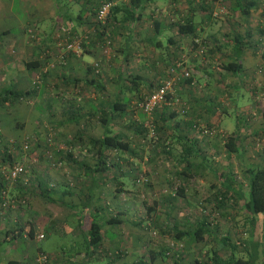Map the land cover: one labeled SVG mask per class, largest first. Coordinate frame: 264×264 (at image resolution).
<instances>
[{"label": "rangeland", "instance_id": "1", "mask_svg": "<svg viewBox=\"0 0 264 264\" xmlns=\"http://www.w3.org/2000/svg\"><path fill=\"white\" fill-rule=\"evenodd\" d=\"M59 1L65 5V1ZM118 1L119 3H117ZM174 1L152 0L149 3L150 6H153L154 15L158 18H163L165 23L170 24L161 33L164 40L166 36L173 35V31L176 29L174 22H176L178 16L174 9L178 5V1H175V4ZM17 2L15 0L16 5H18ZM125 2H129V0H116L113 6L122 5ZM218 4V7L225 6L221 3ZM218 7L212 9V15L214 11L218 10ZM79 8L83 12L80 2H72L68 4L67 14L72 16ZM121 13H124L123 9L121 12H117L120 18L124 15ZM154 15L151 19L146 18V22L141 25V33L148 39L152 38L154 32L153 29H150L152 28L150 23ZM225 16L224 14L214 16L215 26H219L220 22L226 18ZM112 18V12H110L105 24H103L105 25L104 35L95 40L94 61L92 65L94 67V63L98 62L96 66L98 69L96 70L95 67L94 69L98 73L102 72L99 77L101 84L103 87L108 88H105L106 90L103 92L104 95L100 102L102 106L111 103L116 97H127L129 100L125 113L123 115L116 114L110 120L108 126L112 132L121 134L123 138L129 139L131 150L140 156L137 158V163H135L139 168L136 174L140 173L142 176L137 180L139 176L133 175L134 182L130 183V175L128 173L123 175L127 186H129L127 190H125L124 186H120L118 181L116 182L117 178H108L110 176L109 173H112L116 169L119 170L120 167L124 169L125 159L123 156L126 152L108 148L106 152L108 154L107 162L110 164L109 169L103 174L105 178L102 179L101 183L94 187V189L96 188L95 190L93 189L94 194L89 195V197L86 189L88 188L87 182L89 183L90 173L89 171L84 173V168L79 162L92 164L97 158V146H91L88 139L91 136L99 137L103 134L104 124L100 120V113L98 112L95 115L90 114L88 115L89 118L86 116V118L81 117L79 121L69 120L68 117L71 110L74 109L72 105L77 106L82 104V96L80 94L76 95V93L64 95L63 106H59L52 111L44 106L45 95L43 93L37 95L38 100L34 95L35 92L25 98L22 97L16 100L13 104L17 109H11L6 115L4 114L6 120L5 122L2 120L3 125L11 133L15 130V134L6 136L0 127V150L10 152L13 158L24 164L26 171L23 175L16 179H10L6 183L9 193L8 197L14 200L15 205H9L3 209L0 208V216L4 217L2 220L5 221V227H8L12 220V225L23 224L26 220L32 221L35 236L30 237L28 234L23 233L21 237L12 239L11 241L5 240L2 237L0 240V264H5V260L10 256H19L18 252L23 248H25V251L20 253L19 258L26 264H35L36 254L41 250L49 255V264H63V258L69 257L70 254L63 251L61 246L65 245L67 248L72 241L78 242L77 240H80L82 243V238L79 235H81L82 228L84 227H79L76 217L78 215L82 216L86 211H82L86 201L92 204V211L95 205L103 204L104 210L102 213H112L113 207L109 208V206L115 202H117L116 206L119 204L124 205L125 202L132 203V208L125 215L127 217L126 223L123 225L117 223L119 227L118 225H113L115 229L119 230V241L117 244L109 246L116 249H104L106 247L105 241L100 245L102 247L101 254L99 255L101 260L112 257L117 259L120 264H129L130 262L137 264L141 259L147 262V264H174L175 262L171 254L180 253L181 264L193 263L195 259L200 260L202 264H212L208 262L209 252H207V249L211 245H215L212 241L213 239H206L208 243L206 240V242L195 241L196 243H191L192 241L187 239L184 242L187 246L185 244V247L182 246V249H179L176 248L173 233L163 231L160 228L166 225L164 229L167 230L173 224L174 215L191 213L192 210L194 211L193 218L198 216L203 217L206 214L205 216L210 221L211 227L215 224L218 225L217 230L213 229L216 230L218 235L228 231L230 237L241 246L239 240L243 235H246L249 225L244 224L243 214L239 213L240 215L233 216V213L236 211L234 208L230 206L225 208L223 206H215V192L221 186L226 175L231 174V176L241 183L246 195H248L243 169L247 164L263 163L261 151L264 148V132L260 131L261 134L253 133L252 126L257 122L258 117L262 118L261 113L264 111V92L260 90V81H264V44L260 45L259 52L261 53L255 51L258 54V61L255 59V55L248 58V62L251 65V69H254V72H252L249 78H245L243 87H239L238 89L228 87L223 92L219 91L216 88V86L220 85H216V78L218 77L215 72L205 75L204 71H200L202 74L197 76L198 82L193 73L190 72L192 84H190V81L180 78L175 86L178 88L182 83L189 84L191 86H188V89L197 95H203L207 93V88H212V91L214 90V94L216 95L207 102L213 108L216 105L219 111L212 113L210 115L211 120L209 121L203 118L204 111H199L201 115L198 118L195 117L198 122L205 123V127L211 130L210 132H202L200 128L189 127L183 122L178 124L177 129L175 128V122L181 120L178 118V115L169 116V111L166 110L165 113L167 115L163 118L157 112L150 115L140 108V102L151 89L150 87H146L147 78L152 77L150 73L157 66L159 67L160 62L155 64L154 61L152 64L153 69L151 67L147 71L142 69L143 74L147 76L146 81H140L138 77L134 76L133 79H130L128 76V73L133 71V69H129L128 71V66L131 67L132 64L129 60L132 57V52L134 53V60L138 58V52H140L141 55L145 56L144 60L150 63L157 55L161 54L163 56L165 54V46L158 45L155 47L149 40H144L142 45L139 42L135 44L130 43L128 37H125L123 34L125 31L123 27L125 25L122 23L123 20H116V22H121V25L117 26ZM85 33L88 34V32ZM195 36L206 39L204 33H197ZM106 38L110 39V43L108 48L106 47L105 49L103 42ZM82 46H84L83 43H81L80 48ZM228 49V46H224L223 49L221 48V51L227 52ZM251 50L254 51L252 47ZM183 53V51L176 52V55L181 56ZM208 56V48L203 53L197 51L196 60L200 67L208 65ZM224 60L221 58L218 60L217 65L220 67L218 71L221 70L222 61ZM171 67L172 65L167 70L169 71ZM41 69L36 70L32 76L34 77L37 71L41 72ZM186 69L191 71L189 67H186ZM251 69L249 72H251ZM45 72H41L42 78L39 84L44 82ZM194 73L197 72L195 71ZM223 78L220 79L224 80ZM130 80H134L135 84L132 91L127 87ZM151 80L156 81L154 78ZM205 80L210 84L206 85ZM66 85H69L68 82ZM84 86L92 87L88 83H84ZM230 89L231 94L228 96ZM227 90L228 93H226ZM35 91L37 92V90ZM93 92H95L93 88H89V94H86L85 98L90 97L93 99ZM78 96L80 99L77 98ZM97 96L99 95L97 94ZM184 96H187V93ZM181 99L183 100L182 97ZM231 101L233 102L232 105H230ZM247 104L249 105L247 106ZM90 106V101L82 105L80 109L81 113L84 115L86 113H93V109ZM223 107L227 108V111ZM189 112L190 110L176 113L186 117ZM238 117L241 121L239 126L237 125ZM244 119L248 120L249 125H245ZM64 121H67V123L64 124ZM17 123H20L19 127H15ZM238 129L241 134L246 133L242 143L245 151L240 155L234 153L228 154L223 145L224 136L226 132L238 131ZM32 130L38 133L36 132V135L32 134ZM77 131L83 132L81 139L70 140V135L73 136ZM249 133L251 134L249 135ZM178 135L185 138L193 135L197 137L196 144L200 146V150L191 159L201 165L195 167V174L192 173L193 170L184 173L186 161L180 157L182 155L180 147L184 142L182 140H173ZM250 137L253 141L250 140ZM165 139L169 140L166 144L163 143ZM167 144L171 148V155L164 161V156L162 158L161 153H163V145ZM120 163L123 165L121 166ZM172 163L179 165L183 172H172V169H174V167H170ZM165 164H169L167 169L164 166L168 165ZM40 177L46 180L45 185L47 187H53L51 195L54 198H63V203L52 201L48 197L36 192L35 187H38L36 183ZM164 178L167 179V183L164 181ZM61 185L68 187L71 191V194H67L66 196L67 202L65 201L64 194L61 193L62 191L58 189ZM19 186L24 189L26 188L25 191H21ZM179 186L185 188L182 194L177 192V187ZM168 187L171 188L168 196L173 200V207L166 206V200H163V195L169 192ZM97 188L100 190L98 193L99 199L94 197ZM21 193L24 196L20 195ZM88 197L89 199H87ZM22 198L26 200L25 203L21 204L18 200ZM187 200L189 201L187 202ZM95 202L97 204H94ZM191 203L192 205H190ZM88 214H90V211L85 213V215ZM116 214L121 215V213L118 214L117 212ZM16 217L17 220H15ZM8 219L10 220L8 221ZM71 227L74 229H71ZM152 230H155L156 233L153 234ZM39 232L44 233L43 238H37ZM73 233L76 235H72ZM254 234L259 241L264 243V224H261V219H257V222L254 224ZM17 245H19L18 248L16 247ZM205 246H207L206 249ZM216 246L219 248L220 254L226 253L220 245L217 244ZM69 248L73 249L72 247ZM52 251L55 253H52ZM151 251L155 254L153 259H150ZM73 254L75 255V253Z\"/></svg>", "mask_w": 264, "mask_h": 264}, {"label": "crops", "instance_id": "2", "mask_svg": "<svg viewBox=\"0 0 264 264\" xmlns=\"http://www.w3.org/2000/svg\"><path fill=\"white\" fill-rule=\"evenodd\" d=\"M17 1H18L17 2L18 5L15 4V0H0V90L10 85H15L20 89H31L32 81H33L32 78L33 73L36 70L41 69L43 66H46L47 70L44 73L45 75L44 82L40 84L41 87L39 86L37 92L33 90L31 91L32 92L31 94L35 92L34 95L38 100L37 95H39V93H43V95H45L44 106L47 107L48 110L52 111L58 108L59 106H63L62 105L63 96L72 93H76V95L80 94V96H82L81 105H85L86 102L88 103L90 101L91 102L90 108H92L93 110L95 108L101 109V107L102 108L108 107L107 104H104L102 106L100 103L102 96L104 95L103 92H105V90L108 89L106 87H103L101 84V80L99 77L101 76L102 72L97 74L96 70L92 65L93 64L92 62L94 61L93 53L95 52L94 43L96 38H98L99 36L97 34L98 31L95 28L96 27L95 17H96L97 7L99 5V0H63L65 1V5L62 4L59 0H17ZM150 1L152 0H143L138 7H135L136 12L140 13V15L137 16L136 18L135 17L129 18L127 21H124L123 20L124 15L120 18L117 13H115L116 18L114 16L112 18L114 19V23L118 19L123 20L122 23H124L125 25L123 26L125 30L123 34L125 37H128L130 43L135 44L139 42L142 45L144 40H149L152 42V44L155 47H157L158 45L165 46V54L163 56H161V54L157 55L156 58L152 60V62L150 63H147L144 60L145 56L141 55L140 52H138V56H137L138 58H135L134 60L133 59L134 53L132 52L131 54L132 57L129 58V60L131 61L130 63L132 64L131 67L128 66V71L129 69H133L131 73H128L130 79L131 78L133 79L134 76L136 78L138 77L140 81L141 80L146 81L147 76L143 74L142 69L146 71L148 70L149 67L153 69L152 64L154 63V61L155 64H158V62H160L159 67L157 66L153 70V72L150 73L152 77H150L149 79L147 78L148 81L146 87H150L151 88L150 91H151L153 88L157 86V84L162 78L168 75L169 71L167 69L169 68V66L172 65L173 58L175 57L176 52L178 53L180 51H183L184 52L183 55L185 56V58L183 59L182 66H180L179 69L183 67L185 68L189 67L191 69L190 72H192L193 76L196 77L197 82H198L197 76L202 74L200 71H204L205 75H209L212 74V72H215L218 77L216 78L217 84L216 83L215 84L220 85V86H216V88L219 89V91L223 92V90H225L228 87H233L236 89H238L239 87H243L245 78H249L252 72H254V69H251V65L248 62V58H250V56L255 55V59L258 61V54H256L255 51L261 53L259 52V49H260V45L263 43L258 36V31L260 25L264 22V0H175L176 2L178 1L177 2L178 5H176L174 9V11H176L178 16L177 20H182L188 17L191 18V22L193 23V26H195L197 30L196 34L204 33V36H206V41H207L206 48H208L209 50V56H208L209 63L208 65H203L202 67L198 65V62L196 60L197 58L196 57L197 51H195L196 47L192 43V39L195 36V34L192 33L180 34L177 33V29H175L173 31V35L166 36L164 40L163 36H161L162 35L161 33L163 29L168 28L170 24L165 23L163 21V18H158L154 15L153 6L149 5ZM72 2L73 3L80 2L81 9L83 10V12H81L79 8L74 15L69 16L67 14L68 13L67 7L68 4ZM117 3H119V1ZM127 3L128 2H125V4ZM218 3L225 5L227 11L225 13H222L226 15L225 16L226 18L223 19L222 22H220L219 26H215L214 24L215 18L209 17L207 12L218 7L219 5ZM121 11L122 8L119 9V12ZM153 15L154 18L150 23L152 28L150 29H153L154 32L152 38L148 39L144 37V35H142L141 25L142 23L146 22L145 21L146 18L151 19ZM154 20H159V22L156 25H154L153 24ZM116 25L117 26L121 25V22H116ZM85 32H88V37L86 38L87 39L86 41L83 40L82 42L84 46H82L80 51L77 52L72 50L66 51L65 59L64 61H62L58 56L60 51H64V47L62 43L65 40L70 41L73 37L82 36L85 34L87 35V33ZM169 36L170 37L172 36V38H169ZM235 36H237L242 41L239 44L241 46V50H240V56L238 58L239 61L242 63V69L237 74L233 73L232 71L224 67H221V70L218 71L220 67L217 64L220 58L228 60V58H233L235 56L234 53ZM156 42H159V44ZM224 46L229 47L227 52L221 51V48L223 49ZM251 47L254 49V51L251 50ZM29 62H36L37 64L35 66H29L27 64ZM250 69L251 72H249ZM195 71L197 73H194ZM222 77H224L223 78L224 80L220 79ZM153 78L156 79V81L155 80L152 81L151 79ZM67 82L69 85H66ZM84 83H88V85L92 87H85ZM205 84L207 85L210 83H208L205 80ZM260 84H261L260 90L264 92V81H260ZM188 86L190 87L191 85L182 83V85L180 84V86L177 88L178 94L183 98V101L188 105L187 110H190V112L187 114L186 117H183L181 114H177L178 118L181 119L180 123L183 122L184 124L187 125L188 123L192 122L193 119H195V117L198 118L201 115L199 111L205 112L203 118H205L206 121L211 120L210 115L215 111L216 112L219 111V109H217V106L216 109H214L213 107L211 108L210 104L207 102L208 100H211L213 96L216 95L214 94V90L212 91V88L209 89L207 88V93H204L203 95H197L193 91H190V89H188ZM127 87L130 91H132V89L135 87L134 82L130 80ZM89 88H93V90L95 91L93 92V97H94L93 99L90 97L85 98V95L89 94ZM186 93L187 96H184ZM226 93H228V90L226 91ZM97 94L99 96H97ZM230 94H231V89L229 90L228 96ZM77 98L80 99L79 96ZM37 103L39 102L37 101ZM232 104L233 102L231 101L230 105ZM248 105L249 104H247V106ZM11 109L16 110L17 107L13 104V102L12 103L9 102V100L4 101V104H2L0 107V127L3 131V134H5L6 136L15 134L14 133L15 130H13L14 132L11 133V131L7 127H5L2 123V120H4L5 122L6 120L5 115ZM223 109L226 110L227 108L223 107ZM165 111H166L165 107H162L157 110V112L160 113L161 115H166ZM261 116L262 118L258 117V119L256 120L257 122L254 123L252 126L253 133L259 130L261 132L262 131L264 132V111H262ZM244 121H245V125H249V122H247L248 120L244 119ZM58 122L61 123L60 121ZM66 123L67 121H64V124ZM240 124L241 121L237 119V125L239 126ZM19 125L20 123H17V126L15 127H19ZM233 131L241 134L239 129L238 131L236 130ZM260 131L257 133H260ZM36 132L37 131L32 130V134L36 135ZM250 134L251 133H249V135ZM242 135L243 134H241V136ZM76 136H77L76 134H74L73 136L70 135L69 139L70 140L78 139ZM245 136L246 133H244L242 139L243 141ZM175 139L177 141L182 140V142H184V144L180 147L182 153L180 157L182 158L184 156H187L189 159L188 161L191 162V164L193 163L192 165L185 164V167L190 166L191 168H188V170L187 169L184 170L185 171L184 173L193 170L192 173L195 174L196 172L195 167L197 163L192 161L193 159H191V157L199 151H194V150L189 151V148H186V145L191 143L190 139H195L197 141V137L193 135L191 137L185 138L184 136L178 135L177 137L175 136L173 140ZM250 140L253 141L251 137ZM168 141L169 140L165 139L163 140V143L166 144ZM196 146H198L200 150V146L197 144ZM170 149L171 148L170 146H168V144L163 145V150H162L163 153H161V157L164 156V161L167 157H170L171 155ZM244 151H245V147L242 146L241 151H239L237 155L243 154ZM123 157L125 159L124 169L123 167L122 168L120 167L119 170L116 169L112 173H109L110 176H108V178L110 179L117 178L116 182L118 181L120 186L121 185L124 186L125 190H127L129 186H127L126 181L124 180L125 177L123 175L128 173L130 175L129 176L130 183L134 182L133 175L136 176L137 175L136 172L139 169L135 163H137L136 162L137 158L140 156L139 154L133 153L132 150H127ZM122 165L123 164H121V166ZM165 165H168V166H164L165 169H167L169 167V164H165ZM171 166L174 167V169H172V172L175 173L183 172L182 168L179 165L172 163L170 164V167ZM83 172L85 173L86 170L83 169ZM89 173H90L89 175L90 180L89 183L87 182L88 188L86 189L88 196L94 194L93 192L94 187H96L97 184H100L102 179L105 178V176L103 175L105 173H101V172L92 173V171H90ZM138 176L139 178H137V180H139L142 175L138 173L137 177ZM164 181L166 183L168 182L166 178H164ZM45 182L46 180L40 177L39 181H37L36 183L38 187L37 188L35 187V190H37L36 192L38 194L47 197L46 194L42 191L44 188L47 187V185H45ZM238 184L235 183L233 185L237 186ZM220 187H222V183ZM47 188L51 189V187H47ZM19 189H21V191L22 190L25 191L26 188L24 189L23 187L19 186ZM58 189L62 191L64 189H68V187L61 185ZM168 191L169 192L163 195L164 196L163 200H166L165 201L166 206L173 207L172 206L173 200L170 199L168 196V194L171 191L170 187H168ZM50 192H52V189L50 190ZM99 192L100 190L97 188V191L95 193L96 195H94L95 198L99 199L98 197ZM67 194H71V193L67 192L66 194H64L65 201ZM20 195H23V193H21ZM233 195L234 197L232 198L233 199L236 198V195L234 193ZM48 196L52 197V195L50 194ZM89 197L87 199H89ZM188 201L189 200H187V202ZM237 202L239 203V199L237 200ZM86 203L89 205L88 209L91 214L94 211V210L92 211L91 209L92 204L87 201L85 202V204ZM116 203L117 202L113 203V205L109 206V208L113 207V212H112L113 215L119 217L120 219L119 225H123L124 223H126L127 217L125 215L132 208V203L125 202L124 205L119 204L118 206H116ZM94 204L97 203L95 202ZM102 205L103 204L101 205L98 204V206L100 207H102ZM190 205H192V203ZM115 211L118 214L121 213V215L120 216L117 215ZM186 214L181 215L179 213L178 216L174 215L175 216L174 218L179 222H182ZM79 216L81 215H78V217H76V220L77 223H79V227H81ZM3 218L0 216V240L4 235L5 229L7 228L4 225L5 221L2 220ZM198 218L200 217L199 216L196 218L194 217L193 220L197 221ZM257 219L258 220L261 219V224L262 225L264 224V215H258ZM9 220L10 219H8V221ZM15 220H17V217ZM12 222L9 223L8 227L12 226L13 224ZM113 225H118V224H111L108 222L103 223V228H102L103 241L106 242V247L104 249L107 248H110V250L116 249V248H111L109 246L112 244H117V242L119 241V230L115 229ZM72 228L73 227H71V229ZM82 230L83 231L81 232V235H79L81 236L80 238H82V243L80 242V240H77L78 242L72 241L70 246L69 244L68 246L72 247L73 249H70L69 247L66 248L65 245L61 246L63 251H65L67 254H70L69 257L63 258L62 260L63 264H120L117 259L112 257H107V259L101 260L99 257V255L101 254L100 253L102 248L101 246L96 247L91 252V254H87L86 249L84 248L85 247L84 228H82ZM72 235L75 236L76 234L73 233ZM212 236L213 234L210 235L211 238ZM205 238L207 239L208 237L206 236ZM212 241L214 242V240ZM191 243H196V242L192 241ZM189 246L186 248L187 250ZM16 247L18 248L19 245H17ZM206 248L207 246H205V249ZM24 249L25 248L21 249L20 252H18L19 256L21 252L25 251ZM52 253L55 252L52 251ZM73 253H75V255ZM19 256L16 257L10 256L5 261L13 258L20 260L22 264H26L21 258H19ZM129 264H135V262L133 263L130 262ZM176 264H181V263H176Z\"/></svg>", "mask_w": 264, "mask_h": 264}, {"label": "trees", "instance_id": "3", "mask_svg": "<svg viewBox=\"0 0 264 264\" xmlns=\"http://www.w3.org/2000/svg\"><path fill=\"white\" fill-rule=\"evenodd\" d=\"M143 0H129L127 4L122 5H114L111 8L112 16L115 17V13L119 11V9H123L124 11V17L123 20L127 21L129 18H136L140 15V13H137L135 10V7H138ZM208 16L213 17L215 15H212V10L208 11ZM116 18V17H115ZM159 22V20H154L153 24L156 25ZM177 33L180 34H187L192 33L196 35V28L193 26V23L191 22V18H184L182 20H177L174 22ZM173 24V25H174ZM98 31V37H102L104 35V28L105 25L96 24L95 27ZM169 38H172V36ZM200 38V37H199ZM201 43L207 47V41L206 39L200 38ZM235 46H234V53L235 56L233 58H228V60H224L222 67L232 71L233 73L237 74L242 69V63L239 61L240 56V50L241 46L239 45L242 41L235 36L234 37ZM160 42V41H159ZM159 42H156L159 44ZM194 45H198V43L194 42ZM206 50V49H205ZM180 56L175 55L173 58L172 65H174L175 61ZM183 59L181 60V62ZM29 66H35L36 62H29L27 63ZM98 74V72H97ZM185 81H191V76L184 78ZM134 82V80H133ZM38 83L32 82V88L31 89H20L15 85H10L7 87H4L0 90V105L4 104V101L9 100V102H15L18 99H21L22 97L25 98L26 96L30 95L33 90H37V87L40 86ZM100 86V84H99ZM36 88V89H35ZM154 89V88H153ZM152 89V90H153ZM151 90V91H152ZM150 91V92H151ZM128 98H118L112 100L111 103H108V107L101 108L100 110L95 108L93 110V113H86L85 115L81 113L82 105H72L74 107L73 110H71V113L68 117L69 120H75L79 121V119L86 118L88 115H95L96 113H100V120L104 124V131L103 134L99 137H89L88 142L91 146H97V158L95 162L92 164H88L85 162H79L82 167L86 171H92V173L101 172L105 173L107 169H109V163L107 162L108 154L106 150L108 148H114L118 151L125 152L127 150H131L130 148V141L129 139L123 138L121 134H118L116 132H112L110 127L108 126V123L110 120L117 114V115H123L126 111V107L128 105ZM162 107H165V110L169 111V116L171 115H177L180 112L176 109H173L167 105H163ZM160 107V108H162ZM216 105L214 106V108ZM159 108V109H160ZM212 108V106H211ZM158 109L154 111L157 112ZM187 111V110H186ZM185 111V112H186ZM158 113V112H157ZM156 113V114H157ZM160 117L165 118V115H161L158 113ZM167 115V114H166ZM86 116V117H85ZM89 118V117H88ZM238 120L240 118L238 117ZM197 119H193L192 122L188 123L187 125L189 127H196L200 128L201 126L205 125V123L198 122ZM180 123V120L175 122V128H177L178 124ZM178 129V128H177ZM260 131V130H259ZM257 131V132H259ZM255 132V133H257ZM77 138L81 139L83 132L77 131L75 133ZM243 136L241 134L231 131L226 132L224 139H223V145L225 150L228 154H237L239 151H241V147L243 146ZM191 143L186 145V148H189V151H199V147L196 146V140L190 139ZM193 146V147H192ZM262 156H263V163L261 164H247L244 169V175L246 177V186L248 189V195H246V192L244 191L243 186L241 185L238 180H236L231 174L226 175V178L222 181V187H218L215 192V206L218 207L223 206L224 208L227 206H230L234 208L236 211L233 213V216L240 215L239 213L243 214L244 218V224H248V229L246 230V235H243L242 238L239 240L241 243V246L236 243L234 239H232L229 235V232L226 231L223 234L220 233L218 235L216 233L217 230V224L210 226V221L207 220V217L204 214L203 217L198 218L197 221L193 220L192 215H194V211L192 210L191 213L186 214L184 216L182 222H179L176 219H173V224L170 228L167 230L164 229L166 225L161 226L160 228L163 231H168L169 233H173L174 241L175 242H182L183 246L185 247V240L187 241H205L206 236L207 239H213L215 245H220L222 249L225 250V254H220L218 251V247L215 245H211L209 249H207L208 253V262L212 264H264V243L262 241H259L255 234H254V224L257 222V216L258 215H264V148H262ZM182 159H185L186 164L189 165L191 162H189L188 157L184 156ZM14 161H18L15 158L12 157L10 152L5 150H0V208L2 207V194L1 191L5 190V193L7 196H9L8 193V187L7 184L10 180L6 177V173L8 172L11 165L14 163ZM76 161V160H75ZM6 162V164H5ZM78 162V161H77ZM113 164V163H112ZM193 164V163H192ZM191 164V165H192ZM201 164L197 163V167ZM189 167H185L184 170H188ZM231 173V172H230ZM235 183H239L237 186L233 185ZM237 187V188H236ZM53 190V187H51ZM49 188H44L42 191L46 194V196L52 200L56 201L58 203H63L64 200L61 198L59 199L54 198L51 195V192ZM67 192H71L69 189L62 190V193L65 194ZM177 192L182 194L184 192V188L179 186L177 187ZM233 193L236 195V198L234 197ZM239 199V203L237 200ZM88 204H84L82 211L86 210L82 216H80V224L84 227V240H85V249L87 254H91V252L98 246L102 244L103 241V223L108 222L111 224H117L120 222L119 217H116V215H113V213H102L104 210V207H100L98 205L93 207V212L91 214L85 215L86 212H89ZM191 216V218H190ZM103 219V220H102ZM216 229V230H213ZM248 231V232H247ZM23 233L28 234L30 237L35 236L34 231V224L32 221L26 220L23 224H17L12 225L10 227H7L4 231V239L11 241L12 239L19 238L23 235ZM212 238L210 235H212ZM187 246V245H186ZM179 249H182L179 248ZM238 251V252H237ZM240 252V253H239ZM173 256V261L175 263H181L180 261V253H173L171 254ZM155 257V254L153 251L150 252V259H153ZM5 264H22L20 260L18 259H8ZM137 264H147L144 260H140ZM190 264H202V262L198 259H195L193 263ZM209 264V263H208Z\"/></svg>", "mask_w": 264, "mask_h": 264}, {"label": "built area", "instance_id": "4", "mask_svg": "<svg viewBox=\"0 0 264 264\" xmlns=\"http://www.w3.org/2000/svg\"><path fill=\"white\" fill-rule=\"evenodd\" d=\"M116 0H99V5L97 7V11H96V23L103 25L105 24L110 12H111V8L113 6V4L115 3ZM226 7L225 6H220L218 7L217 11L213 12V15H218V14H222L225 13ZM258 36L261 39L262 43L264 44V22L260 25L259 27V31H258ZM88 37V34L86 35H82V36H77V37H73L70 41L69 40H65L62 45L64 47V51H60L58 56L60 57V59L62 61H64L65 59V53L68 50H72V51H80V47H81V43L83 42V40H87L86 38ZM61 42V41H60ZM194 42L198 43V45H196L195 51H198L199 53H203L206 49L205 45L203 43H201L200 38L197 36H194L192 39V43L194 44ZM110 43V39L106 38L103 42V45L106 49V47L108 48ZM185 56L181 55L174 63V65H172V67L170 68L168 75L166 77H164L163 79H161L159 81V83L157 84V86L151 91L149 92L144 98L143 100L140 102V108L147 114H152L154 113V111L156 109H159L160 107H162L163 105H167L173 109H176L177 111L180 112H185L188 108V105L181 99V96L178 94L177 92V87L175 86L176 82L179 81L180 78H186L190 76V71L188 69H186L185 67L180 68V66H182V62L181 60L184 59ZM98 65V62L96 61L94 63V67L96 68V70L98 69L96 66ZM43 72H45L47 70L46 66H43L41 69ZM41 71V72H42ZM40 71H37L36 74L33 77V83H38L41 81L42 78V73ZM193 82L190 81V84H192ZM201 126V131L202 132H210L211 130L207 129L205 127V125L200 124ZM26 146V144H25ZM26 171V168L24 166L23 163L19 162V161H14V163L11 165V167L9 168L8 172L6 173V177L9 179H16L17 177L23 175ZM26 180V179H25ZM2 194V207L5 208L9 205H15V202L13 199H10L6 193L5 190L1 191ZM21 204L25 203V199H20L18 200ZM153 234L156 233L155 230L151 231ZM44 237V233L43 232H39L37 234V238H43ZM176 244V248H181L183 246L182 242H175ZM48 254L41 250L36 254L35 257V264H49V259H48Z\"/></svg>", "mask_w": 264, "mask_h": 264}]
</instances>
